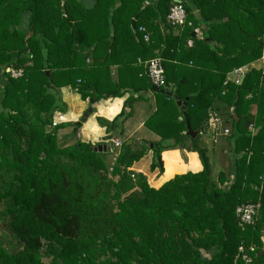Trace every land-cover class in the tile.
I'll list each match as a JSON object with an SVG mask.
<instances>
[{"label": "trees", "instance_id": "trees-1", "mask_svg": "<svg viewBox=\"0 0 264 264\" xmlns=\"http://www.w3.org/2000/svg\"><path fill=\"white\" fill-rule=\"evenodd\" d=\"M176 1L183 28L167 21ZM263 49L264 0H0V225L17 242L11 250L0 242V264H242V245L264 264V60L251 68ZM156 56L172 96L152 91L144 62ZM139 59L144 84L131 88L155 95L144 126L158 140L136 151L124 142L110 172L97 146L59 141V91L70 87L92 105L124 97L111 67ZM238 69L241 84L228 79ZM178 100H187L193 131L202 134L214 114L229 129L216 175L201 134H186ZM126 117L99 122L111 130ZM172 149L197 153L202 171L155 187L131 170L152 151L150 169L163 175ZM246 204L258 212L240 226Z\"/></svg>", "mask_w": 264, "mask_h": 264}, {"label": "crops", "instance_id": "crops-1", "mask_svg": "<svg viewBox=\"0 0 264 264\" xmlns=\"http://www.w3.org/2000/svg\"><path fill=\"white\" fill-rule=\"evenodd\" d=\"M80 1H82L86 6L93 5V0ZM133 55V53H130L129 59H132ZM262 64L263 62H257L253 64L251 68L261 69L263 67ZM139 65H141L140 59L137 65L130 67L125 66L120 72L118 65L111 67L113 78L117 80H123V82H125L126 86L128 87L124 97L121 98L102 99L92 105L89 100H83L81 95L76 90H73L70 87H64L60 89L59 95L62 103L65 106V113L59 111L56 112L54 114L55 122L57 124L76 123L75 126L77 128L75 129L74 133L76 134L78 140L75 139V142L82 141V136L80 133H83L82 130H84L86 138L89 139L86 141V143H91L92 145L101 143V147L105 146L106 143L110 146V143L108 142H111L112 140H121L123 142H127L128 144H134V151H136L139 149V145L142 142L157 141L158 137L144 126L145 121L156 110L155 95L151 92L136 94L131 88L136 86L139 87L144 84V82L140 80L141 77L139 76V73L137 74L136 72L139 68ZM144 68L146 67L144 66ZM228 79L235 81L236 76L232 73L228 76ZM169 87L172 88L173 85L170 84ZM130 98H133L134 101L128 105V99ZM126 103L127 108L125 106ZM89 107H91L93 110L92 114H90L86 123L80 124L81 121H78L83 118V115L87 112ZM123 110H126L127 117L116 129L108 130L107 126L100 124V118L106 122H113L121 114V112H123ZM207 131L209 138H207L206 135H202L201 141L208 149L209 156L212 154L214 155V157L210 158H214V163L216 164L218 171H221V163L224 156L222 153V144L224 143L225 139L221 138L222 140L218 145H215L214 151L211 152L209 147L212 146V142L215 139V132L211 123L209 124ZM204 132L205 131H203V133ZM63 140L65 142L67 141L66 135L63 136ZM120 150H122V148ZM152 158V151H149L140 162L134 164L131 170L137 174L142 173L146 175L150 183H152L155 187H160L164 182L173 178L175 175L186 174L188 172L198 173L203 169L197 153L188 152L181 149H172L163 152L162 159L164 162V174L159 175V171L156 170L152 172L150 169Z\"/></svg>", "mask_w": 264, "mask_h": 264}, {"label": "built area", "instance_id": "built-area-1", "mask_svg": "<svg viewBox=\"0 0 264 264\" xmlns=\"http://www.w3.org/2000/svg\"><path fill=\"white\" fill-rule=\"evenodd\" d=\"M167 21L176 28H183L187 24V12L180 1H176L173 3L170 13L167 17ZM189 26H191V23H188ZM138 32L143 34L144 41L149 42L150 41V35L147 34L146 29L144 27H140L138 29ZM264 60V49H263V57L262 61ZM144 65L146 67V75L149 77L151 84L153 87H158L160 89H167V81L165 77V69H164V62L163 59L159 56H156L146 62H144ZM7 72L11 73L12 77L19 78L22 75V71H16L8 69ZM233 74L236 76V83H240V80L242 76L245 74L244 69H238L233 72ZM227 84V83H226ZM213 125L214 132L216 136H224L228 137L230 135L229 129H223V120L222 118L214 114L211 118L209 124ZM53 125L57 126V123L55 120H53ZM214 142L217 143L218 139L215 138ZM110 143V148L112 152L115 151V149H121L124 145V142L121 140H112ZM258 212V207L253 204H246L240 206L236 214L239 218L240 226H248L254 224V217L256 216ZM255 252V248L252 246L250 248H246L244 245H242L239 248V255L237 257V260L241 262L242 264H255V258L256 255H252Z\"/></svg>", "mask_w": 264, "mask_h": 264}, {"label": "rangeland", "instance_id": "rangeland-1", "mask_svg": "<svg viewBox=\"0 0 264 264\" xmlns=\"http://www.w3.org/2000/svg\"><path fill=\"white\" fill-rule=\"evenodd\" d=\"M196 33L199 35L200 38H202L201 31L198 30V31H196ZM262 66H263V64H262ZM90 108L91 107H89V109ZM89 109H87V110H89ZM59 112H64V109L60 110ZM81 120H82V118L78 122H80ZM75 124L76 123H60V124H57V126L60 125L59 126V130H58L59 141L63 145L72 144V143L75 142V139H77L76 134L74 133L75 129L77 128L75 126ZM207 130L208 129H206L205 132L202 133L200 136L202 137V135H206V137L209 138V134H208V131ZM82 132L83 133H80V135L82 136V141H85V142L88 141L89 139L86 138V135L84 133V130H82ZM64 135L67 136V141L66 142L63 140V136ZM215 138L218 139V143H214V140H213L212 146L209 147V150L211 149V152L214 151L215 145H218L219 144V142H220V140H221L222 137L219 138V136L217 137L216 134H215ZM95 146H97L96 149L100 152L99 148H101V143H98ZM102 148H103L102 152L106 154V157H107L106 158V161H107V164L109 166L110 172H112L113 171V168H114V166H115V164L117 162V158H118L121 150L120 149H115V151L112 152L111 150H108V149L105 150L104 149L105 146H103ZM210 157H214V155L212 154ZM211 160L213 162V169H214V173L216 175L219 171H218V168H217L216 164L214 163V158L211 159ZM157 171H159V170H157ZM0 242L4 243L8 247L9 250H11L10 247H9V245L12 246V247H14L17 244V242H16V240L14 238V235L12 233H10L7 228L1 227V225H0ZM45 262L47 263V261H45Z\"/></svg>", "mask_w": 264, "mask_h": 264}, {"label": "water", "instance_id": "water-1", "mask_svg": "<svg viewBox=\"0 0 264 264\" xmlns=\"http://www.w3.org/2000/svg\"><path fill=\"white\" fill-rule=\"evenodd\" d=\"M132 28H133V30H136V22L135 21L132 22ZM192 36L193 37H196V33H193ZM244 79H245V74L242 76L241 81H240V84L243 82ZM152 91L153 92H161V93L167 94L169 96H172L173 95L168 90H166V89H160L158 87H153L152 88ZM177 104L181 108V110L183 112V115L186 118V124H187L186 134L188 136H190L191 138H196L198 134H201V131H199V132L198 131H193L192 128H191V126H190V123H189V121H188V119H187V117L185 115V108H186V105H187V100H185V101L178 100L177 101ZM92 112H93L92 108H90L89 110H87V112L83 115V118H82L80 124L86 123L88 117L90 116V114H92ZM104 149L107 150V147L105 146ZM99 150H100V152H102L103 148L101 147V148H99Z\"/></svg>", "mask_w": 264, "mask_h": 264}]
</instances>
